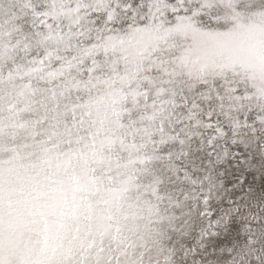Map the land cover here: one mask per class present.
Instances as JSON below:
<instances>
[{"label": "rangeland", "instance_id": "rangeland-1", "mask_svg": "<svg viewBox=\"0 0 264 264\" xmlns=\"http://www.w3.org/2000/svg\"><path fill=\"white\" fill-rule=\"evenodd\" d=\"M0 264H264V0H0Z\"/></svg>", "mask_w": 264, "mask_h": 264}]
</instances>
